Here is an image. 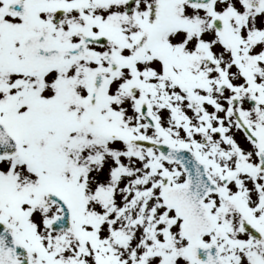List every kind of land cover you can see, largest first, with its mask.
I'll use <instances>...</instances> for the list:
<instances>
[{"label": "snow or ice", "instance_id": "obj_1", "mask_svg": "<svg viewBox=\"0 0 264 264\" xmlns=\"http://www.w3.org/2000/svg\"><path fill=\"white\" fill-rule=\"evenodd\" d=\"M0 264H264V0H0Z\"/></svg>", "mask_w": 264, "mask_h": 264}]
</instances>
